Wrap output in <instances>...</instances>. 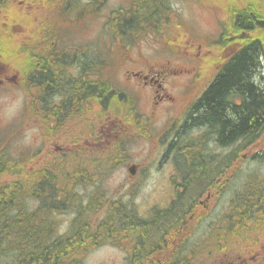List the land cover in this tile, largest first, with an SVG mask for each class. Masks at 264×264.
Returning <instances> with one entry per match:
<instances>
[{"label":"rangeland","instance_id":"obj_1","mask_svg":"<svg viewBox=\"0 0 264 264\" xmlns=\"http://www.w3.org/2000/svg\"><path fill=\"white\" fill-rule=\"evenodd\" d=\"M131 1L134 0H106L99 8L98 14L91 17L92 19L86 17L80 22L70 24L67 28L69 30L66 37L68 38L67 42L88 46L91 50L89 54L93 56L92 61L98 62L100 55L104 59L105 65L110 67L108 75L111 79H107H110L108 85L112 88H109V94L105 85H102L101 89L105 94L107 93L106 96L110 99L104 110L108 120L122 115L125 110L134 106L136 109V105L130 103V99L134 97V91L130 84L123 79V72L120 70L125 68L137 70L143 67L145 61L147 64L153 63V65L170 62V65L174 67L185 66L186 69H189L192 67L190 66L192 63H189L184 57L187 49L185 46L189 41L192 42L194 39L204 42L206 46L202 47V52L209 48L216 51L214 39L221 32V41L225 47L215 56H211L209 59L211 66L207 69L204 68L206 78L209 79L213 71L216 70L215 64L220 61L217 57L220 54L224 57L228 47H230L229 50L233 45L239 46L240 41L237 37L241 34L232 30L233 12L238 9V11L246 10L258 14L264 20V0H155L154 8L158 12V30L154 31V24H156L154 19H149L147 23L139 24V26L131 20L133 23L128 26L129 36L125 38L130 45L119 46L118 38L121 37L118 36V33L111 36L109 34L115 21L112 19L109 21L108 17L111 12L113 13L119 8L129 10ZM35 2L34 0H25L18 6L19 10L29 11L28 17L32 18L29 24L31 31L36 30L40 23H44V12L41 8L45 6L42 2L41 6ZM142 2L144 5L147 0H142ZM5 6L0 3V23L3 20L4 24L10 27L0 30V43L7 45L8 40L15 32L21 37L27 38V36L21 31L20 24H11V18H6L11 16L13 11L5 18L2 17L1 13L4 11L2 8ZM86 16H92V14H86ZM138 16L143 17L141 14ZM14 19L15 24L22 22L19 17H14ZM58 27L64 26L59 25ZM165 27L171 28V30L167 31ZM29 33L32 35V32L29 31ZM258 35L260 34L258 33ZM223 39L226 44L223 43ZM231 39L233 41L230 42ZM260 40L263 41L261 38ZM124 48L127 50L124 51ZM261 49L263 56L260 62L263 78L259 76L263 80L264 46ZM128 55L134 60L127 61L124 65V60H126L124 56ZM256 75L257 73L254 75V79H256ZM189 78L182 76L173 84L172 94L178 100V105L175 109L172 108L166 116L159 114L154 121L142 123L143 125L141 124V128L138 130H120L112 133L110 140L105 139L104 133L98 130L97 125L95 126L97 130L95 135L100 134L99 139L90 143L85 140V136H87L84 127L85 115L79 116L78 130L76 131L68 129L61 131L57 127L55 131H49L44 135L42 130L39 131L38 125H31L24 129L22 89L17 87L0 88V150L6 154L7 158L3 160V168L0 172V188L12 185L26 186L28 194L24 198V202L27 204L28 211L35 212L37 206L40 203L43 204L40 199H43L44 195V190L35 191V184L42 186L43 181H46L56 187L58 194L55 199L62 201V204H67V207L62 206V209H58L55 215L50 214V217L56 220L59 225L58 232L61 236L71 229L78 207L84 208L88 205L90 209L93 208L90 218L93 224L90 228L91 231L93 229L95 231L96 224L98 222L100 224L103 219L107 218L109 222L103 225L102 231H100L105 234L104 240L94 246L92 245L95 243L89 244L90 251L84 257V264H130L128 251L132 252V248H130L132 244L126 241L124 234L139 226V218L143 220L147 217L150 218L154 210V216L157 217V221H154V230L148 221L143 226L149 231L151 228L155 239L167 236L173 228V221L170 220L175 215L172 216L167 212L157 214L156 211L164 209L175 199H177L175 207L178 211L180 209L187 210L190 202L205 201L207 188L204 183H208L209 180L214 182L222 177L219 185L221 193L211 196L208 201L204 202L206 206L203 207V214L197 207V214L201 215L191 228L189 234L191 238H188L190 239L188 245L194 248L197 247L194 242L199 240H202L203 246V241L210 243V235L214 234V229H220L221 225L224 227L229 221L231 206L235 201L237 202L239 193H243L246 187L251 190H255L257 187L261 190L264 185V126L252 138L225 147L215 145L212 142L213 138H208V130L203 128L182 130L175 126L167 133L164 129L167 119L178 116L186 95L192 92L188 88ZM123 87H126L128 91ZM118 96L123 99L121 104H118L115 98ZM138 108L140 114L147 116L145 101L141 99ZM143 120H145L144 116ZM94 122H97L96 113ZM60 132H63V139L69 144H60L53 140L54 136ZM153 136L154 140H152ZM62 146L65 148L62 149ZM195 154L208 156L212 161L211 167L206 172L185 174L183 165L193 161L192 156ZM131 163L137 165L134 176H131L127 171V166ZM184 168L186 167L184 166ZM224 170L226 172H223ZM73 171L75 173L73 179H68V173ZM196 173L198 175H195ZM38 175H40L39 180L34 179ZM198 176L199 178H197ZM190 182L194 184L191 185ZM182 184L186 186V190L181 188ZM246 196L248 198L243 197L247 199L248 205L253 206V199H263V196L256 198L250 192L246 193ZM111 204L116 206L114 210L120 209V211L112 210ZM94 207H96V211H94ZM110 209L114 211L112 215ZM123 211L125 214L121 217ZM134 213L136 218L133 217ZM115 229L120 230L121 237L116 234ZM260 234H264V232L258 235ZM144 238H148V232ZM139 240L141 241L140 237ZM154 243L147 241L145 247H154ZM258 245V243L249 244L246 240H233L228 244L226 250L220 252V257L232 258L234 255H243L248 251L262 252L264 250L262 245L259 246V249ZM207 248L204 251H207ZM1 250L5 263H11L13 260L12 251L8 247H1ZM215 258L196 259L194 260L196 263L192 264H212L219 261Z\"/></svg>","mask_w":264,"mask_h":264},{"label":"flooded vegetation","instance_id":"obj_2","mask_svg":"<svg viewBox=\"0 0 264 264\" xmlns=\"http://www.w3.org/2000/svg\"><path fill=\"white\" fill-rule=\"evenodd\" d=\"M0 1L7 6L6 8H2V10H8V6H10L15 0ZM23 1L25 0L18 1V3L22 4ZM46 1L47 0L43 2L45 7L41 8L44 12L45 21L39 30L40 42L38 45L31 44L32 38L29 33V26L24 24L21 27V31L27 36V38L24 37V46L22 48H17L22 64H15L16 61L14 59L6 63L4 61L5 55L3 53L5 47L0 45V88L10 89L11 87H17L18 89H22L24 129H27V127H30L31 125H38L39 131L41 132L42 130L44 135L45 133H49V131H55L57 127H59L61 131L66 129L70 131L78 130L80 115L86 116L84 126L87 132L85 138L87 143L99 139L100 134L97 133L98 135H95V131H97L95 126L97 125L99 127L98 130L104 133L106 140H110L112 133H116L120 130H138L141 128V124L145 121H154L159 114L166 116L170 113L172 108L175 109L177 107L178 100L175 95L172 94V90L173 84L182 76L187 78L190 77L188 88L189 91L192 90V92L187 94V97L185 96L186 99L181 105L178 116L167 119L164 129H166L167 133L175 126H177V129H185L187 126L193 125L188 124V122L190 121L191 116H195L191 114L194 111V113H196V111L199 110L196 108L199 98L212 84L223 66L239 50L237 45H233L231 49L228 50L230 47L227 48L224 57L220 54V61H218V64H215L216 70L213 71V74L209 79L206 78L204 68L207 69L210 67V57L213 55L215 56L218 52L222 51L223 47H225V45H222L220 42V39L219 41L216 40L218 43L216 51H214L215 49L212 51L209 48L205 49V52H202V47L206 46L204 42L194 39L192 42L189 41L185 46L187 49L184 55L185 59L189 63H192L190 64L192 67H189V69H186L185 66L174 67L170 65V62L153 65V63L147 64L145 61L143 62V67L137 70L129 68L120 70L123 72V79L130 84L131 89L134 91V97L132 96L133 98L130 99V103L136 105V109L134 106L125 110L122 115L115 116L114 119L108 120L107 116L104 114V110L110 99L106 96L107 93L105 94L101 90L102 86L95 97L94 81L96 79H100V83H107L110 81L111 77L108 75L110 70L109 65L106 66L104 59L99 55L100 60L98 61L96 69L94 61H92L93 56L89 54L91 51L89 47L79 46L78 43L75 42L69 43L67 42L68 38H66L69 33L67 28L70 24L72 25L74 22H80L86 17L92 19L91 17L98 14L99 8L106 0H98L97 8L94 5V0H85L81 6L75 2H71L70 5H64L65 3H68L67 0H65V3L61 0V6H57L58 8L54 9H49ZM137 6L141 7L142 4ZM148 7H150V5ZM94 8H96L97 11H95ZM26 13L29 14V11H26ZM90 13L92 16H86V14ZM150 14H153L152 17L155 22V20H157L158 12L155 10L154 4H152V11ZM2 16L5 17L6 12H4ZM49 16L54 20L53 24H48L46 21ZM169 18L172 19L171 17ZM155 23L154 31H157L158 23ZM59 25L64 27L59 28ZM165 30L169 31L171 28L165 27ZM10 48H12L11 44L6 47L7 50ZM261 55L263 56L262 50ZM128 56H124V59H126L124 60V65L127 61L132 62L134 60L130 55ZM79 83H81V86H79ZM105 86L108 88L107 85ZM123 88L128 91L126 87ZM78 90H80L81 93ZM232 96L234 95H228V98L231 99ZM141 99L145 101L147 111H144L147 113V116L138 112V105ZM116 100L118 101V104H121L123 99L118 96ZM235 104L239 105L240 102L237 101ZM95 111L97 114V122H94ZM143 116L145 117V120H143ZM208 127L210 129L209 125H196V127L192 128L195 130L202 128L207 130ZM63 138V132H60L54 136L53 140L60 144H69V142ZM208 138L211 139L212 137L208 136ZM152 140H154V136ZM212 142L215 145H218L219 142L216 140V136L213 137ZM64 148L65 146H62V149ZM134 165L137 166L136 164ZM187 173L189 172L186 171L185 174ZM221 178L222 177H219L218 180L214 181V185L210 183V186L206 189L207 197L205 198V201H208L211 196L219 195L221 193L219 187ZM181 188L186 190L184 187ZM205 201H197L199 204L198 207L203 210L202 212H204L203 207L206 206V204H204ZM168 206L169 205L166 207ZM188 209L189 214L185 219H182L177 215L173 217V219H176L177 221H173V228L167 236L172 235L179 239H184L185 237L191 238L189 235L191 233V228L200 215L197 214V207L195 205L192 208L193 210L189 207ZM158 211L159 210L156 212ZM171 215L173 216V213H171ZM133 217L136 218L135 213ZM215 230L216 234L210 235V243L203 241V246L202 240L194 242L198 244L199 249H203V251H200L199 249L198 251H187L190 246L186 244L188 247L184 246V248H187V250L181 252L178 251L171 255L172 262L177 258L184 261L183 264H192L196 263L194 261L196 259H214L216 256L220 257V252L226 250L231 238L221 235V229L216 228ZM263 230L264 224L259 230H254L246 237H235L233 239H239L242 241L246 240L249 244L258 243V249L260 245H262L264 249V234L258 235L259 233L264 232ZM124 235L126 241H130L133 231L127 232ZM152 243H154V237ZM207 247L211 248L208 249ZM206 248L208 250L204 251ZM151 249L154 253V247H151ZM128 253L131 255L132 252L128 251ZM155 255L157 258L161 256L160 252H157ZM218 257L215 259L219 261L212 264H264V250L258 253L248 251L243 253V255H234L232 258L227 256Z\"/></svg>","mask_w":264,"mask_h":264},{"label":"trees","instance_id":"obj_3","mask_svg":"<svg viewBox=\"0 0 264 264\" xmlns=\"http://www.w3.org/2000/svg\"><path fill=\"white\" fill-rule=\"evenodd\" d=\"M48 1L54 3L56 6H61V0ZM83 1L85 0H67L68 3H65V0H63V3H65L64 5H70L71 2H75L81 6L83 5ZM94 1V5L97 8L98 0ZM154 1L147 0L143 5L142 0H136L129 10L118 9L111 13L109 21L111 19L115 21L113 28L110 29L111 35H117L115 33H118V36L122 38H118V41L120 43L126 42L125 38L129 36L128 26L133 23L131 20L136 22L137 26L147 23L149 19L153 20V14L151 15L150 12L152 11ZM141 4V7L137 6ZM149 5L150 7H148ZM96 8H94L95 11H97ZM138 13H142L143 17L140 18ZM232 20L234 21L232 30L236 33L243 31L246 36L239 35L237 37L240 41L238 52L223 66L215 80L199 98L196 105L197 110H199L191 114L195 116H191L188 122V124L193 125L182 129H190L196 127V125H209L211 130L209 127L207 128L208 136L212 138L216 136V140L219 142L218 146L224 147L252 138L264 126V79H261L263 76L260 62L262 58L261 48L264 46V20L258 14L250 13L246 10H236V16ZM39 30L40 25L33 32L34 34L32 33L31 44L33 45H38L40 42ZM94 65L97 69L98 62L95 63L94 61ZM256 73V79H254ZM100 82V79L94 81L95 97L102 85L108 86L107 92L109 93L111 86L108 84L110 82ZM79 86H81V83H79ZM78 91L80 92V90ZM228 95L234 96L229 99ZM237 101L240 102L239 105L235 104ZM5 156L6 154H3V151L0 150V172L3 168V160L7 159ZM192 159L193 161L183 165V169L191 172V174L194 172L199 173V171L206 172L211 167L212 161L209 160L208 156L195 154L192 156ZM223 172L226 171L224 170ZM198 173L195 175H198ZM210 183L214 185V182L209 180L208 183H204L206 185L205 188H208ZM190 184L193 185L194 183L190 182ZM182 187L186 188L184 184H182ZM35 188L36 192L44 190L43 199H40L43 204L40 203L35 212L28 211L27 204L24 202V198L28 194L26 186L12 185L0 188V264H6L2 258L3 251L1 247H8L12 251L13 260L7 264H84V257L90 251L88 249L89 244L95 243L92 245L94 246L104 240L105 234L100 233V231H102V226L106 225L109 221L107 218L103 219L100 224L99 222L96 224L95 231H93L94 229L91 231L90 228L93 224L90 218L93 208L90 209L88 205L84 208L78 207L76 218L71 224V229L68 233L66 232L65 235L61 236L58 232L59 225L56 220L50 217V214L55 215L58 209H62L64 206L67 207V204H62V201L55 199L58 190L48 182L43 181L42 186L35 184ZM262 188L260 190L256 187L255 190H251L246 187L243 192L244 194L239 193L237 202L235 201L233 206H231L229 221L224 227L221 225L222 235L248 236L251 232L259 230L263 226L264 185ZM248 192L252 193L256 198L263 196V199H253L254 206L248 205L247 199L243 197L248 198L246 196ZM47 199L49 201L46 202ZM176 201L177 199L171 201L166 209H161L157 213H173L185 219L189 214V209H180L178 211L175 207ZM190 203L189 208L191 209L194 205L196 207L199 205L197 202ZM111 206L112 210L116 209V206L112 204ZM95 209L96 207H94V211H96ZM114 211H120V209ZM114 211L110 214L112 215ZM200 211L201 214L204 213L202 209ZM152 212L150 218L147 217L145 220L139 218V226L133 228V235L129 241L132 244V253L129 259L130 264H171V255L178 251L187 250L184 246L188 247L186 244H190L188 237H185L186 239H179L170 235L162 236L159 239L154 238V253L151 247H145L146 242H151L152 237H154L151 228L149 231L143 226L148 221L154 230V221H157V217L154 216V211ZM124 214L125 212L123 211L121 217ZM172 221L177 220L172 219ZM104 232L106 233V231ZM115 232L121 237V233L119 234L120 230H116ZM146 232H148V238L145 239ZM196 245V248L190 246L189 248L192 249H188L187 251H198L199 245ZM157 252H160L161 256L159 258L155 255ZM183 262L175 258L172 264H183Z\"/></svg>","mask_w":264,"mask_h":264},{"label":"water","instance_id":"obj_4","mask_svg":"<svg viewBox=\"0 0 264 264\" xmlns=\"http://www.w3.org/2000/svg\"><path fill=\"white\" fill-rule=\"evenodd\" d=\"M128 170H129V172H130L131 174H133L134 171H135L134 166H130V167H128Z\"/></svg>","mask_w":264,"mask_h":264},{"label":"bare ground","instance_id":"obj_5","mask_svg":"<svg viewBox=\"0 0 264 264\" xmlns=\"http://www.w3.org/2000/svg\"><path fill=\"white\" fill-rule=\"evenodd\" d=\"M103 97V96H102Z\"/></svg>","mask_w":264,"mask_h":264}]
</instances>
